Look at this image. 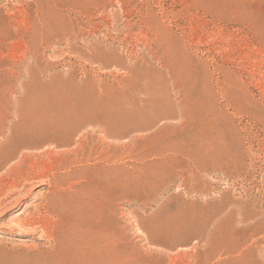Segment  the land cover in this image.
<instances>
[{
	"label": "rangeland",
	"instance_id": "1",
	"mask_svg": "<svg viewBox=\"0 0 264 264\" xmlns=\"http://www.w3.org/2000/svg\"><path fill=\"white\" fill-rule=\"evenodd\" d=\"M83 78L97 114L111 109L82 132L98 160L111 157L106 193L85 200L110 222L113 253L124 247L127 264H264V0H0V140ZM24 139L12 161L0 156V264H53L71 214L55 195L84 179L62 167L61 149Z\"/></svg>",
	"mask_w": 264,
	"mask_h": 264
},
{
	"label": "bare ground",
	"instance_id": "2",
	"mask_svg": "<svg viewBox=\"0 0 264 264\" xmlns=\"http://www.w3.org/2000/svg\"><path fill=\"white\" fill-rule=\"evenodd\" d=\"M60 21V20H59ZM57 20V23L59 22ZM62 21V20H61ZM74 21V20H73ZM71 21V22H73ZM62 22H65V21H62ZM67 22V21H66ZM65 22V23H66ZM70 22V23H71ZM41 23V22H39ZM49 22H46L44 26L49 27L50 24H48ZM51 23V22H50ZM53 23L55 22H52V26H55ZM75 23V21H74ZM78 23H81L78 22ZM44 24V23H43ZM60 25H63L61 23H59ZM68 24V23H67ZM72 24V23H71ZM77 24V23H76ZM87 24V23H86ZM39 25H42V24H39ZM59 25V26H60ZM82 25V24H81ZM43 26V25H42ZM43 26V27H44ZM51 26V27H52ZM73 26H76L75 24ZM57 29L56 31L58 30L59 31V28L58 26H56ZM61 27V26H60ZM66 27V26H65ZM68 27V26H67ZM78 27V26H77ZM42 28V27H41ZM45 28V27H44ZM55 28V27H53ZM76 28V27H75ZM29 29V28H28ZM49 28H47V31L49 32H52L49 30ZM66 29V28H65ZM69 29V28H68ZM67 29V31H68ZM39 30V29H37ZM43 31L45 29H42ZM54 30V29H52ZM71 30V28L69 29ZM77 30V28H76ZM36 31V30H35ZM34 31V32H35ZM55 31V30H54ZM53 31V32H54ZM66 31V30H65ZM26 32V31H25ZM41 32V31H40ZM46 32V31H44ZM52 32V33H53ZM69 32V31H68ZM67 32V33H68ZM79 32V30H78ZM81 32V31H80ZM38 33V32H36ZM48 33V32H47ZM56 33V32H54ZM72 33V32H71ZM82 33V32H81ZM34 34V33H33ZM42 34H44L42 32ZM24 35V34H23ZM37 35V34H36ZM52 35V34H51ZM68 35V34H67ZM72 35V34H71ZM46 36V35H45ZM70 36V35H69ZM78 36V34L76 35ZM25 37V35H24ZM27 37V36H26ZM34 37V36H32ZM36 37V36H35ZM68 37V36H67ZM30 39H32L31 37H29ZM41 38V36H40ZM38 38V39H40ZM64 38V37H63ZM62 38V39H63ZM73 38V37H72ZM76 38V37H75ZM28 39V37H27ZM27 39L24 38V41ZM36 39V38H35ZM66 39V37H65ZM41 40V39H40ZM65 41V40H64ZM63 41V42H64ZM30 42V41H29ZM27 43V42H25ZM66 43V41L64 42ZM29 44V43H28ZM27 44V45H28ZM68 44V43H67ZM69 45H70V42H69ZM26 47V46H25ZM29 47V46H28ZM96 48V47H95ZM27 49V48H26ZM29 49V48H28ZM27 52V51H26ZM25 52V54H26ZM28 54V53H27ZM29 66V65H28ZM27 66V67H28ZM30 69V67H29ZM27 70V68H26ZM70 74V73H69ZM68 74V75H69ZM73 75V73H72ZM75 75V74H74ZM38 77V76H37ZM76 77V76H75ZM69 78V76H68ZM70 78H71V74H70ZM69 78V79H70ZM73 78V77H72ZM39 79V78H38ZM84 79V78H83ZM86 79V78H85ZM79 80V79H72V89L68 88V90H64L66 93L63 95V97H66L67 98V102H62L60 99L56 102V104L52 107V108H49V109H46L45 111H38L40 113H33L32 111V114H30L29 116L25 117V118H21L20 116L22 115L21 114L20 116L18 114H15V115H18L20 118L19 119H15L17 121V123H13V125H9V127H5V126H8L5 125L3 131H2V140H0V156L5 158V160H10V158L14 155H8L10 154L12 151H14L13 149H16L17 151L19 150H22L24 148H26V143L25 141H27L26 139V136L28 134H31V133H34L35 135L38 136L39 138V141L37 144L34 145V148H38V147H45L43 145H47V146H50V148H55V149H61L60 151H57L59 152V155L61 156L62 158V167L63 168H68V167H71L72 168V171H70L71 173V178H73V176L76 178V177H81V179L79 180H82V178L84 179V181L82 180V183L81 181H79L78 184H75L73 185V187L69 188L68 187V190H63V191H58L57 194L55 195V198L54 200L56 201V204L57 205L55 206L56 208H60V212H62V210H71V214L69 216H67L66 214L68 213L69 214V210L67 211L65 217L63 216L62 220H61V233H60V237L58 239L59 241V248H58V253H57V257L55 258V262L53 264H127V261H126V258H125V250H124V247H120L118 250H117V253H113V250H112V247L110 246L109 244V236L111 238V234H110V230L108 227L110 225V222L107 223V220L105 219L106 222H104V220H102L101 218V222L100 224L97 223V219L100 220V213L99 211L101 210H98V206L95 205L97 204L94 199V203H87L89 202L87 200H85V198L89 195H91L92 192H95L97 193V190H101L102 192L105 191L106 193V189L107 188V180L109 179V174H110V170H111V165H110V162L111 160L109 158L111 157H108V156H100V160H98L96 157H95V154H98L95 150V145L93 144V141L92 140H89L87 134L85 132H82V130H85L86 128L88 127H91L93 124H96L97 122V118L98 116L102 115V113L105 112V114L103 115L105 117V119H107L111 113L109 112V110L111 109H108L106 106V110L104 109L103 107V111L102 109H99V111L101 110L102 112H100L98 115L97 114V111H98V108L100 107L97 103L101 102L99 100V102H94L95 100H98V99H95V100H90L88 99V97L92 96L94 97V87L89 84L88 81L86 80ZM51 80H54V79H51ZM50 80V82H52ZM62 80V79H61ZM40 82V81H39ZM49 82V81H48ZM69 82V81H68ZM69 82V83H70ZM67 83V82H66ZM74 83V84H73ZM60 84V83H59ZM62 84V83H61ZM60 84V85H61ZM65 84V83H64ZM66 86V85H65ZM61 88V87H60ZM66 88V87H65ZM64 88V89H65ZM63 89V87L61 88V90ZM62 94V93H61ZM89 95V96H88ZM94 95V96H93ZM180 103V102H179ZM102 105V102L101 104ZM99 106V107H98ZM48 107V106H47ZM50 107V106H49ZM42 108H46V107H42ZM102 108V107H101ZM32 109V108H30ZM41 109V108H40ZM37 110V109H36ZM36 112V111H34ZM113 113V111H111ZM110 114V115H109ZM114 114V113H113ZM98 115V116H97ZM109 115V116H108ZM13 116V115H12ZM16 116V117H18ZM103 116H101L100 118H104ZM11 117V115H10ZM23 117V116H22ZM15 118V116H14ZM99 118V120H100ZM112 118H114L112 116ZM111 118V120H113ZM110 119V118H109ZM42 120H45V123L44 125H41L40 122H42ZM110 120V121H111ZM115 120V119H114ZM113 120V122H114ZM8 121V120H7ZM103 121V120H102ZM107 121V120H106ZM117 121V120H115ZM6 122V121H5ZM14 122V121H12ZM109 122V121H108ZM120 122V121H119ZM4 123V122H3ZM10 123V122H9ZM103 125H105V128H109L107 126V124H105V122L103 121ZM117 122H115V125L117 126L118 124H116ZM121 123V122H120ZM119 123V126L122 125V123L120 124ZM1 124V123H0ZM108 124H113L114 123H108ZM182 125V123H181ZM180 125V126H181ZM1 126V125H0ZM98 126H101L98 124ZM115 126V127H116ZM118 126V127H119ZM184 126V125H183ZM104 127V126H103ZM112 126L110 125V128L109 129H112L111 128ZM186 126H184L183 128H185ZM98 128V127H97ZM102 129V127H100ZM103 129L104 130V134H106L107 132H105L106 129ZM203 128V127H202ZM1 129V128H0ZM102 130H100V134H101ZM112 132L113 129H112ZM111 133V132H109ZM108 133V134H109ZM103 134V133H102ZM121 134V133H120ZM92 135H93V132H92ZM95 135V134H94ZM93 135V136H94ZM112 135V134H111ZM114 135V133H113ZM103 136V135H102ZM109 136V135H106V137ZM115 136V135H114ZM117 136V135H116ZM119 136V135H118ZM117 136V138H118ZM122 136V135H121ZM1 137V136H0ZM100 137V136H99ZM105 137V136H104ZM112 137V136H111ZM33 138V137H32ZM75 138H77L75 140ZM97 138V137H96ZM109 138V137H108ZM116 138V137H115ZM122 138V137H121ZM120 138V139H121ZM99 139V138H98ZM103 139V138H102ZM119 139V138H118ZM25 140V141H24ZM32 140V139H31ZM30 140V141H31ZM103 141V140H102ZM107 141V140H106ZM33 142V141H32ZM34 143V142H33ZM96 143V142H95ZM98 143V142H97ZM104 143V142H103ZM108 143V141L106 142ZM110 141H109V145H110ZM30 145H33V144H30ZM108 145V146H109ZM43 146V147H42ZM46 146V148H48ZM74 148H73V147ZM97 146H99L97 144ZM101 146V145H100ZM103 146V145H102ZM106 146V145H105ZM33 147V146H32ZM31 147V149H32ZM71 147L73 149H71ZM111 147V146H110ZM106 148V147H105ZM109 148V147H108ZM30 149V147L28 148V150ZM107 149V148H106ZM110 149V148H109ZM26 149H24L25 151ZM34 150V149H33ZM36 150V149H35ZM54 150V149H53ZM16 151V152H17ZM23 151V150H22ZM37 151V150H36ZM48 151V150H47ZM47 151H44L45 153H48ZM103 151V150H102ZM106 151V150H105ZM10 152V153H9ZM20 152V151H19ZM43 152V153H44ZM96 152V153H94ZM100 152V150H99ZM104 152V151H103ZM13 153V152H12ZM22 153V152H21ZM44 153V154H45ZM56 153V152H55ZM106 153V152H105ZM105 153H102V154H105ZM28 154V153H27ZM26 154V155H27ZM54 154V152H53ZM19 155V154H17ZM15 156V157H18V156ZM25 155V156H26ZM30 155V153L28 154ZM56 155V154H55ZM54 155V156H55ZM71 155H73V157H71ZM21 156V155H20ZM52 156V155H51ZM31 157V156H30ZM58 157V156H57ZM99 158V156H98ZM14 160L16 158H13ZM1 160V159H0ZM4 160V159H3ZM2 160V161H3ZM4 160V161H5ZM12 161V160H10ZM19 161V159H18ZM16 161V163L18 162ZM19 162H22L21 160ZM3 163V162H2ZM5 163V162H4ZM3 163V164H4ZM10 163V162H8ZM7 163V164H8ZM14 163V162H13ZM12 163V164H13ZM15 163V164H16ZM61 163V162H60ZM6 164L7 168L8 165ZM5 165V164H4ZM20 165V163L18 164ZM22 165V164H21ZM1 166V165H0ZM11 166V165H9ZM17 166V165H16ZM5 167V166H4ZM25 167V166H24ZM23 167V168H24ZM58 167V171H59V166ZM61 167V168H62ZM3 168V167H2ZM17 169V167H15ZM19 168V167H18ZM11 169V168H10ZM13 169V168H12ZM8 170V169H7ZM18 170V169H17ZM65 170V169H64ZM2 171V169L0 170ZM11 170H9L10 172ZM15 171V170H14ZM26 171V170H24ZM63 171V170H62ZM3 172H5L3 170ZM12 172V171H11ZM10 172V173H11ZM17 172V171H16ZM28 172V171H27ZM66 172V170H65ZM69 172V171H68ZM18 174L20 172H17ZM63 174V172H61ZM4 174V173H3ZM8 174V173H6ZM5 174V175H6ZM12 174V173H11ZM16 174V173H15ZM4 175V176H5ZM14 175V174H13ZM59 175V174H58ZM58 175L56 176V180H55V176H53V180L55 181H58L57 178ZM3 176V175H2ZM31 176V175H30ZM62 177V175H59ZM8 177V175H7ZM17 177V176H16ZM29 177V175H28ZM86 177V178H85ZM3 178V177H2ZM1 178V180H2ZM66 178V176L64 177ZM62 178V179H64ZM7 179V178H6ZM5 179V180H6ZM70 179V178H69ZM28 180V179H27ZM32 180V179H31ZM30 180V181H31ZM34 180V179H33ZM61 180V178H60ZM77 180V179H76ZM74 179V181H76ZM4 181V180H3ZM2 181V182H3ZM13 181V180H12ZM26 181V180H24ZM65 181V179H64ZM63 181V182H64ZM71 181V180H70ZM49 182V180H48ZM51 182V181H50ZM69 182V181H68ZM1 183V182H0ZM20 181H16L12 184H10L9 186V194L12 195L14 194V190L20 186ZM71 183V182H70ZM73 183V182H72ZM23 185V183H21ZM56 184H58L56 182ZM60 184V183H59ZM58 184V185H59ZM63 184V183H62ZM57 185V186H58ZM66 186H69L67 185V183L65 182ZM63 185V186H64ZM72 185V184H71ZM70 185V186H71ZM54 186V185H53ZM1 187V186H0ZM22 187V186H21ZM54 188V187H53ZM63 188V187H61ZM8 189V188H7ZM21 189V188H20ZM51 189V188H50ZM65 189V188H63ZM67 189V187H66ZM19 190V189H18ZM53 190V189H52ZM55 190V189H54ZM62 190V189H61ZM5 191V190H4ZM57 191V190H56ZM51 192V191H50ZM20 193V192H19ZM54 193V192H52ZM96 193L92 194V195H95ZM104 193V192H103ZM103 193H100V194H103ZM17 194V193H16ZM49 194V193H48ZM21 195V194H20ZM30 195V194H29ZM46 195V194H45ZM91 195V197H92ZM24 196V195H23ZM48 196V195H47ZM46 196V197H47ZM99 197V195H97ZM2 197V195H1ZM8 197V196H7ZM90 197V198H91ZM101 197V196H100ZM21 198V197H20ZM27 198V197H26ZM45 198V197H44ZM43 198V199H44ZM50 198V197H48ZM97 198V197H96ZM7 199V198H6ZM46 199V198H45ZM91 199V200H92ZM18 200V199H17ZM52 202L53 199L51 198ZM90 200V202H92ZM22 203V202H21ZM21 206V205H20ZM43 207V205H41ZM45 206V205H44ZM76 206H81L80 207V210L85 207V206H88V210H87V207L84 208L85 210L87 211H81L80 210L78 212H74V211H77V207ZM29 207V206H28ZM76 207V209H75ZM40 208V207H39ZM47 208V207H46ZM55 208V209H56ZM105 208V207H104ZM37 209V207H36ZM74 209V211H73ZM83 209V210H84ZM58 211V209H57ZM64 211V212H65ZM37 213V211H36ZM48 212H46L47 214ZM102 214V212H101ZM104 214V212H103ZM103 218L105 216V214L103 215ZM34 215V214H33ZM54 216V215H53ZM101 216V215H100ZM26 217V216H25ZM29 217V215L27 216ZM35 217V216H34ZM51 217V215H50ZM58 217H61L60 214ZM85 217H87L88 219H90V221H85ZM99 217V218H98ZM106 217V216H105ZM32 218V217H31ZM37 218V216L35 217ZM34 218V219H35ZM108 219V217H106ZM25 219V218H24ZM33 219V218H32ZM26 220V219H25ZM24 220V221H25ZM30 219H28L29 221ZM39 220V219H38ZM45 220V219H44ZM57 220V219H56ZM96 220V221H95ZM22 221L23 224L25 225L27 222L25 221ZM32 221H35V220H32ZM55 221V220H54ZM30 222V221H29ZM43 222V221H42ZM33 223V222H32ZM21 224V223H20ZM109 224V225H108ZM23 225V227H24ZM37 225V224H36ZM40 225V224H39ZM42 225V224H41ZM57 225H59L57 223ZM44 226V225H43ZM16 227V226H14ZM42 227V226H41ZM50 227V226H49ZM18 228V227H17ZM28 228V227H27ZM20 229V228H19ZM57 229V228H56ZM15 230V229H14ZM53 230V229H52ZM50 230V231H52ZM47 232V231H46ZM58 234V233H57ZM110 234V235H109ZM50 235V234H49ZM51 238V237H50ZM56 242V240H54ZM56 244V243H55ZM58 244V243H57ZM57 247V245H56Z\"/></svg>",
	"mask_w": 264,
	"mask_h": 264
}]
</instances>
